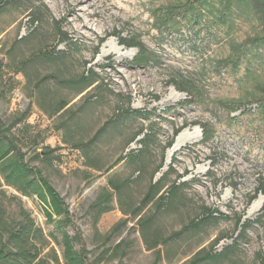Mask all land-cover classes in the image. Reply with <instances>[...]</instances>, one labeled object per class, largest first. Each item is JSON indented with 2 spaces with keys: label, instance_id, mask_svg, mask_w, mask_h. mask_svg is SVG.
I'll list each match as a JSON object with an SVG mask.
<instances>
[{
  "label": "rangeland",
  "instance_id": "obj_1",
  "mask_svg": "<svg viewBox=\"0 0 264 264\" xmlns=\"http://www.w3.org/2000/svg\"><path fill=\"white\" fill-rule=\"evenodd\" d=\"M190 1L0 0V119L68 205L90 264H264V198L250 201L264 179V49L241 46L259 28L233 3L220 20L217 0L166 27L164 9ZM118 36L155 59L130 65L138 49ZM89 70L98 82L84 89ZM162 152L153 181L173 172L143 204ZM0 184V215L23 210L63 264L37 196Z\"/></svg>",
  "mask_w": 264,
  "mask_h": 264
},
{
  "label": "trees",
  "instance_id": "obj_2",
  "mask_svg": "<svg viewBox=\"0 0 264 264\" xmlns=\"http://www.w3.org/2000/svg\"><path fill=\"white\" fill-rule=\"evenodd\" d=\"M17 1L18 0H11V2ZM217 1L221 6L218 15L220 20H224L227 15V6L224 5V3H233L236 7L244 6L249 9L252 17L257 23L259 32L241 46L245 47L250 45L255 51L264 49V0ZM208 2L209 0H192L183 5L170 6L164 9L161 19L166 27L171 30L173 29L172 31H178L180 25L175 18L176 15L181 14L184 11H192L193 13L197 6L208 4ZM194 21H196L194 25H197V16L194 17ZM59 36L60 43H63L67 39L66 33L60 30ZM118 42L120 45L129 49H138V53L135 55L130 65L147 66L156 57L154 52L146 49L141 42L136 41L134 38L126 39L118 36ZM241 46L237 49L242 48ZM238 51L239 50H234L232 52L233 56L238 57ZM52 53L53 52H43L39 56L51 59ZM229 59H231V57ZM235 64L236 62L233 65ZM93 76V72L89 70L87 76L82 78L85 81L83 84L84 89L91 87L98 82ZM101 85L102 83L100 82L96 87H100ZM182 85V91L187 92L188 95L191 94L193 97L195 96V91L191 86L186 82L184 84L182 83ZM127 112L128 111H126V113ZM259 113L264 115V110H260ZM101 131L102 129L94 135L91 141H93ZM202 132H204V137L207 138L208 130L206 127L202 126ZM177 133L178 131H175L174 135ZM147 138L148 136L143 134V138L139 140L141 149H146L148 147ZM133 139L131 141H134ZM170 145L171 144H168V147ZM143 151L144 150H139L138 153H142ZM52 153L53 150H46V154L49 155ZM25 155L26 153L23 152L18 140L10 135L9 128L5 127L0 119V181H2L5 186L13 188L21 195L28 196L34 194L37 196L39 202L43 206L42 212L46 220L54 223V228L59 233V243L62 246L63 264H90L87 262V252L82 247L80 236L78 234L71 236L67 231L68 227L74 228V222L68 205L42 173L28 165L25 160ZM163 160L164 156L162 152L161 164L152 173L148 191L142 200L143 204L151 201L154 191L162 181L173 172V169L170 168L169 171L162 174L158 180L153 181L155 174L163 168ZM180 178L181 177L179 176L177 181H179ZM177 181L174 182L171 187V195L166 194V196L173 197L179 187L185 185V182H178V184H176ZM257 195L264 197L263 178L258 180L254 196L250 197V201L255 199ZM261 212L264 213V201L261 207ZM219 215L221 216V214ZM18 217L19 220L17 221H8L0 215V264H60L54 251L52 249L47 250L50 243L49 239L43 234V231L35 226L32 219L23 210H20ZM240 221L241 220H239L237 224H240ZM241 231H245V229L241 227Z\"/></svg>",
  "mask_w": 264,
  "mask_h": 264
},
{
  "label": "bare ground",
  "instance_id": "obj_3",
  "mask_svg": "<svg viewBox=\"0 0 264 264\" xmlns=\"http://www.w3.org/2000/svg\"><path fill=\"white\" fill-rule=\"evenodd\" d=\"M187 141H188V138L186 136L184 135L178 136L174 142L172 150L175 151L179 149ZM261 204H262V198H259L258 200L254 201L250 207V213H256L260 209Z\"/></svg>",
  "mask_w": 264,
  "mask_h": 264
},
{
  "label": "water",
  "instance_id": "obj_4",
  "mask_svg": "<svg viewBox=\"0 0 264 264\" xmlns=\"http://www.w3.org/2000/svg\"><path fill=\"white\" fill-rule=\"evenodd\" d=\"M264 198V197H263Z\"/></svg>",
  "mask_w": 264,
  "mask_h": 264
}]
</instances>
